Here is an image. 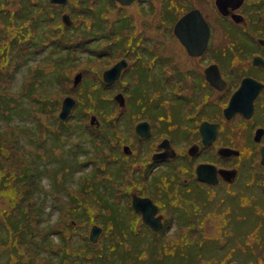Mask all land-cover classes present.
I'll return each instance as SVG.
<instances>
[{
	"label": "flooded vegetation",
	"instance_id": "obj_1",
	"mask_svg": "<svg viewBox=\"0 0 264 264\" xmlns=\"http://www.w3.org/2000/svg\"><path fill=\"white\" fill-rule=\"evenodd\" d=\"M45 1L55 14H82L92 30L87 43L103 64L98 107L115 117L106 149L121 162L106 178L135 222L130 238H182L181 224L210 213L227 238L264 234V0ZM252 218L235 230L236 219ZM23 233H9L16 247L0 248V264H36L15 243ZM234 248L230 264H248L246 248Z\"/></svg>",
	"mask_w": 264,
	"mask_h": 264
},
{
	"label": "rangeland",
	"instance_id": "obj_2",
	"mask_svg": "<svg viewBox=\"0 0 264 264\" xmlns=\"http://www.w3.org/2000/svg\"><path fill=\"white\" fill-rule=\"evenodd\" d=\"M6 2L8 3L6 5H11L18 0H7ZM203 4V11L208 14L212 13L208 10L210 7L207 3ZM5 14L6 16H0V23L4 24L0 26V37H3L0 41H5L2 44L7 42L11 34V26L15 25L14 22L17 23L16 29H18V24L22 26L20 12L9 8L5 10ZM48 16L61 20L59 14L50 12ZM50 18L42 17V25L43 22L47 24ZM70 30L73 39L78 36L80 45L82 44L81 47H78L80 50L65 48L71 56L75 57L66 61L68 65L72 62L67 66V68L70 67L68 71H70L72 79L76 72L82 73L86 70L90 71L91 76L97 75L96 77H98L96 73L103 66L102 62L96 59L92 64L87 63L91 57L99 55L92 52V41L87 43V40L90 41L92 37V30L84 25L83 20H80L78 26L72 27ZM217 32L221 33L223 29H218ZM97 38L98 35H95L92 39L96 40ZM14 39L16 40L17 37L15 36ZM62 39L63 34L59 33L56 36V44L58 45ZM220 42H223V39ZM86 44L89 45L86 46ZM53 48L57 49V46L54 45ZM65 49L62 48L56 52L57 60L60 59V55ZM11 54L12 51L5 48L3 57H0V60H4L0 61V145L4 146L0 151V246L2 248L14 249L16 247L10 242L11 237L9 238L8 235L14 231L15 227H20L24 229L21 240L25 245L26 256L31 253L25 263L37 259L46 264H78L77 258L83 257L87 260L81 264H97V259L99 264H230L229 261L236 253L234 244H237V247H245L246 253L250 254L248 264H264L263 231L256 232L255 229L252 232L249 231L244 241L241 240L242 238H238L237 234L227 238L224 232L228 230L221 225V216L212 213L201 221L197 220L195 216L190 219L189 223L181 224L177 229L185 233L182 238L175 236L167 240L131 239L129 231L130 227L135 228V222L130 224L126 221L129 212L123 208L121 202L116 201L119 193L108 191L110 189L114 191L113 187L116 186V183L114 180L110 181L106 178L108 173L105 172V169L113 168L115 170V166L121 165L119 159L113 158L114 151L108 152L106 149L108 143L114 140L111 133L113 128L114 133L116 131L112 121L115 117L111 116L113 111L107 107V112H104L102 108L97 107V103L91 102L92 97L98 100V94H94V90L91 94L88 90L86 93H82V90L85 92V87L88 84L99 85L100 80L91 77L85 81L82 78L80 83L78 82L79 85L63 89L60 74L51 71L48 73V78L45 75L35 76L30 85L20 89L21 82H23V86L27 82L28 75L24 74L27 67L24 65L20 66L14 75L10 85L13 91L6 92L4 86L8 85L9 77L3 66L10 63L6 60ZM41 56L42 54L32 56L35 65L42 62L38 59ZM46 81L47 86L44 89L42 85ZM126 82L132 83V80L128 79ZM97 89L100 90V88ZM66 90L76 95L79 100H76V109L75 106L72 107L68 117H71V120L82 118L84 120L82 123L88 125L86 128H82V124L78 127H57L53 123L50 116L51 107L44 104L51 98L49 94L53 93L62 100ZM37 98L44 104L42 102L38 107L37 105L31 107ZM56 100L58 99L56 98ZM104 100L108 103V98ZM98 103L100 104V93ZM56 108L53 107L51 110L53 116L56 113ZM101 112L103 113L102 117L100 116ZM94 114L97 118L111 121V123H103L98 128L96 123H90L91 115ZM126 117L125 115L123 119ZM37 118L43 119L44 121L41 120V123H46L49 127L45 129L44 126H40ZM94 130H96V137L90 133ZM6 135L11 139L16 137L17 146L8 143L10 140ZM99 144L104 148L102 152L98 150ZM104 152H108V155L102 162H99V155ZM84 182L86 184L83 186ZM82 188L87 189L82 190ZM88 189L93 193L87 192ZM103 190H106L103 195H96ZM72 191H74L73 198L71 196L69 199ZM79 193H81V200L90 205L85 218L76 216V213L74 216L72 213L62 214L60 207L64 212V208H69L68 199L75 201ZM106 196L112 200L106 201ZM21 197L26 202L23 207L20 204ZM95 197L99 199H95ZM100 197L105 198L100 199ZM28 201H32L33 205H28ZM13 202L15 203L13 204ZM12 206H14L13 209H11ZM81 206L82 203L77 208L78 212H83ZM32 208H36L35 215L40 216V218H34V222L39 225L36 232L33 221H29L31 213L28 211ZM113 209L115 213L110 216L109 221H106L105 213L113 211ZM9 211H12V214H9ZM121 214H126V217ZM73 218L75 221H72ZM94 223L102 227L96 242L90 241L88 237L90 227ZM254 224V218L250 224L236 219L235 230L238 228L240 229L239 233L243 234ZM55 225L61 230L54 227ZM219 230L223 233L222 235H218ZM69 231H71V237L66 242L61 237H65ZM83 235L89 241V246L77 252ZM128 241L131 242V245L125 247L124 244ZM23 244H19L18 247H23ZM82 245L86 244L82 242ZM153 245L156 246L153 247ZM7 257L8 253L2 251L0 263L4 262Z\"/></svg>",
	"mask_w": 264,
	"mask_h": 264
},
{
	"label": "trees",
	"instance_id": "obj_3",
	"mask_svg": "<svg viewBox=\"0 0 264 264\" xmlns=\"http://www.w3.org/2000/svg\"><path fill=\"white\" fill-rule=\"evenodd\" d=\"M6 1L7 0H1L0 1V16H6L5 10H7L9 8H11V10H13V11L20 12V14L22 16V26H20L18 24V29H16L17 23L14 21H10L11 23H13V22L15 23V25L13 24L11 26L12 27L11 34H10V36H9V38L5 44H2L3 41H0V53H1L0 57H3V50L5 48H8L9 51H12V54L6 60L10 63H6V65L4 63H1V64H4L3 69L9 77L8 85L4 86V88H6L5 89L6 92H12L13 91V89L11 88L10 85L13 81L14 75H15L17 69L20 66H24V65L27 67V70L24 74H25V76H26V74L28 76L26 78L27 82L24 86H23V82H21L20 89H21V87H23V88L26 87L28 84L30 85L33 82V78L35 76L45 75L48 78L49 77L48 73H50L51 71H55L54 72L55 74L56 73L60 74L63 89L72 88L73 79H72V75H71L70 71H68V69L70 67L67 68V66L71 65L72 62L68 65L66 63V61L69 60L70 58L74 59L75 57L71 56L70 52L66 51L65 48H71L72 50H75L76 48L81 47L82 44L80 45V40H79L78 36H76V38L73 39V35H72V31L70 30L71 29L70 26L65 25L61 20H57L55 18H50V16H48V14L50 12H52L50 6L48 5V1L46 2L45 0H37L39 3L38 5H34V3L31 2L30 0H27V2H25V3H22L23 0L18 1V2L11 4V5H6V4H8ZM52 13H54V12H52ZM44 16L49 17L50 21L47 22V24L45 22H43V25H42L41 19ZM74 17H75L76 23H78L80 20H83L82 14H76V15H74ZM4 23H5V21H4ZM1 25H4V24L0 23V26ZM59 33L63 34V39L61 42H58V45H59L58 46L56 44L55 40H56V36H58ZM15 36L17 37L16 40L14 39ZM2 38L3 37H0V40ZM54 45L57 46V49L53 48ZM62 48H64L65 51L60 55L61 56L60 59L57 60L58 54L56 52H58L59 49H62ZM78 50H80V49L78 48ZM36 54H42V56L40 58L38 57V59L40 61H42V62H40L39 65H35V63H34L35 61H32V56L36 55ZM30 59H31V61H30ZM0 61L3 62L4 60L2 59ZM94 61H96V57L91 58L90 60L87 61V63L90 62V64H92V63H94ZM82 73H83L82 77L85 81H86V79L91 78V77L97 78V80H99V76L98 77H96L97 75L91 76L89 70L83 71ZM55 74H53V75L56 79ZM96 74H98V73H96ZM23 80H24V78H23ZM46 86H47V81L42 85V87H44V89H46ZM97 88H99V85L96 83L88 84L85 87V92H83V90H82V93L84 94L88 90V92L91 94L92 90H94V92H95L94 94H98V100L97 99L95 100V99H93L94 97H92L91 102L99 104L98 103V101H99V90ZM44 92H47V91H44ZM53 92H55V91H53ZM67 93H70V91L66 90L65 94H67ZM49 96L51 98L48 100V102H46V104H44L43 101H41L37 98L36 101L34 102V105H32L31 107H35V105H37V107H38L39 105H41L42 102L45 106L51 107V110L53 109V107H57L56 111H55L56 113L54 114V116L52 115L51 110H50L51 119L53 120V123L57 127H78V126H80V124H82V128H86L88 126L85 123H82L84 121V120H82V118H78L77 120H71V117H68L66 120L59 119L57 116V111L59 109L61 99H59L58 95L55 93L49 94ZM56 98L58 100H56ZM81 99H83V98L81 97ZM97 107H98V105H97ZM99 108H101V107H99ZM75 109H76V107H75ZM102 115H103V113L101 112L100 116L102 117ZM37 119L40 122V126H44L45 129L49 127L48 124H46V123L42 124L41 123V120L44 121L43 119H39V118H37ZM95 132H96V130L91 132V134L96 137ZM6 136L10 140V142H8V143H11L12 145L17 146V140H16L17 134H16V137L12 138V139L10 137H8V135H6ZM3 148H4V146L0 145V151ZM99 158H100L99 162H102L104 160V156L99 155ZM85 184H86V182L83 183V186ZM85 189H87V188H82V190H85ZM115 189H114V191L113 190L111 191V189H110L109 192H111V193L118 192V191H115ZM105 191L106 190L101 191V193L100 192L96 193V195L97 196L103 195V193ZM87 192H92V191L90 189H88ZM80 194L81 193H79V196L75 200L74 204L71 203L72 207L69 206L70 208H74V212L72 209H70L66 214L72 213V215H74V213H76V216L84 219L86 214H88L87 212L89 211L90 205H88L83 200H81ZM28 195H31V194L28 193ZM71 196L73 198V194H71ZM101 198H105V197H100V199ZM95 199H99V198L95 197ZM105 199H106V201L110 200V198H108L107 196ZM20 201H21V203H20L21 207H23V205H26V202L24 200H22V197H21ZM80 203H82L81 209L83 212H78V210H77ZM28 205H33V202L28 201ZM60 209L62 211L61 213L63 214V209L61 207H60ZM35 211H36V208L29 209L28 212L31 213V216L29 217V221L32 220L33 224H34V230H38L39 225L37 222H34V218H37V217L40 218V216L35 215ZM113 213H115L114 209H113ZM121 216H124V214L123 215L121 214ZM61 217H62V215H61ZM54 227H57V225H55ZM57 228L59 231L61 230L60 227H57ZM70 237H71V231H69L65 237H61V239L68 242ZM242 241H244V239H242ZM82 242H84L86 245L83 246ZM15 243L17 245L23 244L22 242L17 241V240H15ZM129 244L131 245V242L128 241L126 244H124V246L129 247ZM118 245H121V244H118ZM88 246H89V241L87 239H85V236L83 235L81 245H79V247L77 248V252L79 250L87 248ZM155 246L156 245H153V247H155ZM68 249H69V247H68ZM69 250H71V249H69ZM77 259H78V264L85 263V261L87 260L86 258H83V257H80ZM96 262H97V264L100 263V262H98V259Z\"/></svg>",
	"mask_w": 264,
	"mask_h": 264
},
{
	"label": "water",
	"instance_id": "obj_4",
	"mask_svg": "<svg viewBox=\"0 0 264 264\" xmlns=\"http://www.w3.org/2000/svg\"><path fill=\"white\" fill-rule=\"evenodd\" d=\"M52 1H63V0H52ZM63 18H64L65 20H67L68 23L70 22L69 19H68V17H67L66 15H64ZM182 20H183V18H181V19L178 21L177 24H179ZM113 70H114V67L110 68V69L107 70V71H108V72H112ZM80 76H81L80 73H77V74L75 75V77H74V84L78 82V80L80 79ZM109 79H110V78H109ZM237 92H238V91H236V92L234 93L233 97L231 98V100H230L231 103H234L235 95H237ZM74 104H75V99H74L72 96H70V95L65 96V97L63 98V100H62L61 108H60V111H59V117H60V118H66L67 115L69 114V112H70L72 106H73ZM94 118H95V115H92V116H91V120H93ZM262 151L264 152V149H262ZM263 156H264V154H263ZM206 165H207V164H199V165H197V167H196V172H197V175H198L199 177H200V173H201L203 167L206 166ZM201 178H202V177H201ZM209 180H210L212 183L214 182V181H212L211 179H209ZM153 211H154V209L152 210V212H153ZM151 220H152V219H151ZM151 222H152V221H151ZM100 230H101V228H100L99 226H97V225H93V226L91 227L90 235H89V236H90V239H91L92 241H96L97 236H98ZM40 264H41V263H40Z\"/></svg>",
	"mask_w": 264,
	"mask_h": 264
}]
</instances>
